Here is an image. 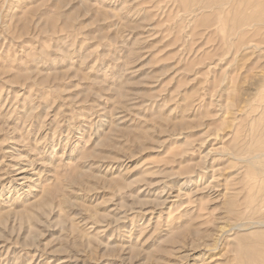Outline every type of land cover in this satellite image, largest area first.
<instances>
[{"label": "rangeland", "instance_id": "obj_1", "mask_svg": "<svg viewBox=\"0 0 264 264\" xmlns=\"http://www.w3.org/2000/svg\"><path fill=\"white\" fill-rule=\"evenodd\" d=\"M260 260L264 0H0V264Z\"/></svg>", "mask_w": 264, "mask_h": 264}, {"label": "bare ground", "instance_id": "obj_2", "mask_svg": "<svg viewBox=\"0 0 264 264\" xmlns=\"http://www.w3.org/2000/svg\"><path fill=\"white\" fill-rule=\"evenodd\" d=\"M239 2V1H238ZM237 4V3H236ZM225 5V4H224ZM230 7V6H229ZM217 9V8H216ZM230 9V8H229ZM221 11V10H220ZM229 11V10H228ZM254 19V18H253ZM251 23V22H250ZM262 24V23H261ZM241 245H243V244H241ZM247 246V245H246ZM242 247H245V246H242ZM248 248V247H247ZM243 249V248H242ZM243 251V250H242ZM261 253V252H260ZM241 254V253H240ZM250 254L252 255L253 254V256H250L251 257V260L254 262V260H253V258L252 257H254V254L256 255V253H252L251 251H250ZM258 255V254H257ZM247 256V255H246ZM248 256H249V253H248ZM247 256V257H248ZM263 256V255H262ZM249 257V258H250ZM259 257V258H258ZM249 258H248V260H249ZM256 258H258V260L260 259V258H262L261 257V254H260V256L258 255ZM254 259H255V257H254ZM256 260V259H255ZM247 261V260H246ZM261 262H264V260H260ZM248 262H250V261H248ZM243 264V263H242ZM252 264V263H251ZM254 264H258L256 261H255V263ZM260 264V263H259Z\"/></svg>", "mask_w": 264, "mask_h": 264}]
</instances>
